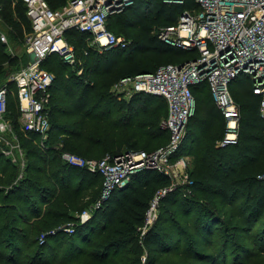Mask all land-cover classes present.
<instances>
[{
	"label": "trees",
	"instance_id": "16d2710c",
	"mask_svg": "<svg viewBox=\"0 0 264 264\" xmlns=\"http://www.w3.org/2000/svg\"><path fill=\"white\" fill-rule=\"evenodd\" d=\"M47 1L58 9L67 0ZM13 3L0 0L10 42L0 40V82L19 69L17 49L25 48L31 31L25 4ZM197 6L194 0L182 4L135 0L121 11L135 31L126 48L98 52L90 45V34L69 31L67 39L75 46L78 65L72 67L57 55L42 63L55 75L45 147L36 134L21 129L16 86L9 84L13 93L7 116L18 127L26 165L18 178V164L0 151V264H229L223 256L230 243L240 250L230 264L264 259V120L260 97L245 76L230 84L241 119L238 142L226 147L218 144L226 119L208 83L192 86L197 105L178 154L193 157L189 170L193 183L185 185L190 192L178 187L161 200L158 219L143 235L139 228L154 194L170 185L167 175L142 169L95 208L103 176L62 159L64 151L101 159L128 150H154L169 141L170 132L162 126L168 107L164 97L138 93L127 101L118 99L111 88L124 76L195 58L196 49L173 47L159 38L158 30ZM107 25L116 34L109 18ZM156 60L170 61L153 66ZM87 210L91 217L80 221ZM255 226L261 228L253 230ZM231 227L245 232L252 246L231 240ZM144 254L148 259L142 263Z\"/></svg>",
	"mask_w": 264,
	"mask_h": 264
},
{
	"label": "built area",
	"instance_id": "2783aa9c",
	"mask_svg": "<svg viewBox=\"0 0 264 264\" xmlns=\"http://www.w3.org/2000/svg\"><path fill=\"white\" fill-rule=\"evenodd\" d=\"M22 1L31 23V31L25 39L30 61L0 83V144L6 145L2 152L15 163L18 159L14 149L19 145L12 142L16 136L7 116L9 95L13 93L9 84L16 86L21 129L27 134H36L39 145L45 147L51 128L50 88L55 75L42 67L43 61L50 55H57L72 67L78 65L75 46L67 39V33L72 30L90 34L99 51L126 48L130 43L108 28V18L112 12L135 2L68 0L61 8L53 9L47 0ZM194 1L198 4L196 8L185 9L177 22L161 27L158 36L173 47L196 49L197 56L182 63L160 65L154 71L124 76L111 88L118 99L127 101L138 93L164 97L169 113L162 126L170 132L169 141L151 151L128 150L101 159L85 158L68 151L62 153L65 162L103 176L104 196L116 187L128 184L133 174L142 169H155L170 178V185L157 190L150 202L144 224L139 228L142 235L158 218L157 208L167 194L178 187L190 192L185 185L193 183L189 171L192 156L178 152L195 109L193 85L208 83L215 103L226 119L225 133L218 143L220 147L236 144L239 139L241 107L230 91V84L237 77L245 76L252 81L253 92L260 97L259 114L264 120V0ZM164 2L182 4L185 0ZM0 40L8 43L1 26ZM10 52L13 53L11 48ZM21 162V165L25 164L24 160ZM100 202L101 199L95 208L102 204ZM80 217L86 221L91 213L83 211ZM66 230L73 231L71 228ZM40 239L43 241L44 235Z\"/></svg>",
	"mask_w": 264,
	"mask_h": 264
},
{
	"label": "rangeland",
	"instance_id": "374dc122",
	"mask_svg": "<svg viewBox=\"0 0 264 264\" xmlns=\"http://www.w3.org/2000/svg\"><path fill=\"white\" fill-rule=\"evenodd\" d=\"M14 2V1H13ZM68 2V0L65 2V3H67ZM16 3H17V0L13 3V6H15L16 5ZM64 3V4H65ZM64 4H62V5H58L57 7H59V8H61ZM123 10V9H122ZM122 10H118V11H115V12H112L111 14H110V16H109V23L110 24H114L115 25V31H116V34L117 35H119V36H121L122 38H124L125 39V41L126 42H128V43H131V42H133V39H134V36H135V31H133L134 30V28H131V27H129V25H128V22L127 21H125L126 20V18H125V16H123V15H121L123 12H121ZM118 12H120V13H118ZM114 13H118V15H114ZM115 17H117V19H114ZM4 22H3V19H2V17L0 16V26H1V28H2V30L4 31V33L6 34V36H7V38H8V45H10L9 43V37H8V35H7V33H6V31H5V28H4ZM30 32H27V34L26 35H28ZM24 45H25V48L24 49H22V48H20V49H17L18 51V54H19V61H18V68L20 69V68H22V67H24L26 64H28L29 63V61H30V54H29V52L27 51V45H26V41H25V43H24ZM90 45H92L94 48L96 47V46H94L93 45V43H92V41L90 42ZM94 50H96V51H98V52H100L99 50H97L96 48L94 49ZM93 56H95V53H93ZM167 61H170V60H156L155 61V63H154V65L153 66H156V65H158V64H160V63H163V62H167ZM195 96H196V98H197V93L195 94ZM168 105V104H167ZM196 105H197V100H195V109H196ZM195 109H194V112H193V115L195 114ZM168 113H169V106L167 107V116H168ZM192 115V116H193ZM166 116V117H167ZM15 123V122H14ZM14 123H13V127H14V131H15V138H14V141H12V142H14V144H16L17 145V147H18V145H19V147L20 148H22V143H21V140H20V135H19V130H18V127H16V124H15V126H14ZM0 145H2V144H0ZM3 146H6L5 144H3ZM1 147V146H0ZM19 147L18 148H15L14 149V151H15V156L17 157V159H18V168L20 169V171H19V176H18V178H21V176L23 175V170H24V168H25V165H26V155H25V152H22L20 149H19ZM159 148V147H158ZM22 150H23V148H22ZM147 151H151V150H147ZM192 159L191 160H193V157H191ZM22 160H24V162H25V164L24 165H21L22 164ZM191 164H192V161H191ZM17 178V179H18ZM103 188V187H102ZM112 192H110V194H111ZM109 194V195H110ZM108 195V196H109ZM108 196L106 195V196H104V193H103V189L101 190V202H100V204L101 203H103L104 201H106V199H108ZM161 204V203H160ZM159 204V206H158V208H157V211H156V213H157V215H159V212H160V210H161V205ZM179 204L180 203H178V206L177 207H179ZM174 209H176V207H174ZM88 212H92V211H88ZM178 212L176 211V214H177ZM82 214V213H81ZM81 214H80V216H81ZM177 215H179V214H177ZM227 216L228 215H225L224 217H225V219L227 220ZM158 219V218H157ZM156 219V220H157ZM83 219L80 217V221H82ZM234 222H236L235 220H234ZM155 223V222H154ZM232 223V222H231ZM234 225V224H233ZM223 224L222 223H220L219 222V224L217 225V229L218 230H220V229H222L223 227ZM259 228H261V227H259V226H255L254 227V229L253 230H257V229H259ZM231 229H232V227H231ZM217 230V231H218ZM252 232H254V231H252ZM246 233L245 232H242V231H239V230H237V229H232L231 231H230V239L231 240H236V241H238V240H241V241H243V244H246V245H248V246H252V243H251V241L250 240H247L246 238ZM245 239V240H244ZM188 240V239H187ZM185 244H184V247L186 246V244H187V241H186V238L184 237V241H183ZM233 242V241H232ZM55 243H56V241H55ZM216 244V243H215ZM198 246H200L199 244H198ZM205 246V245H204ZM219 246H220V248H222V246H221V243H219ZM31 250V249H30ZM29 250V251H30ZM208 252H210L211 250L210 249H208L207 250ZM240 250L239 249H237L232 243H230V245L228 246V250H227V253H228V255H226V254H224V256H223V258L225 259V257H228L227 258V261L229 262V264L232 262V260H235V257H236V254H238V252H239ZM239 254H240V252H239ZM171 257L173 258V259H178L179 257L177 256V255H171ZM147 259H148V255L147 254H144L143 255V258H142V263H144L145 261H147ZM184 260H186V261H188V259L187 258H184ZM254 259L253 260H251L250 262L252 263V264H264V259H258V260H255L254 262ZM189 262V261H188Z\"/></svg>",
	"mask_w": 264,
	"mask_h": 264
},
{
	"label": "crops",
	"instance_id": "0c3cea01",
	"mask_svg": "<svg viewBox=\"0 0 264 264\" xmlns=\"http://www.w3.org/2000/svg\"><path fill=\"white\" fill-rule=\"evenodd\" d=\"M11 48V47H10ZM12 50V49H11ZM18 53V52H17ZM5 81V80H4ZM3 81V82H4ZM0 83H2V82H0ZM1 147H0V151H1V153H3L2 152V148H3V146L2 145H0ZM23 151H24V149H23ZM25 152V151H24ZM4 155V154H3ZM5 156V155H4ZM8 160H10L12 163H15V162H13L9 157H7V156H5ZM15 164H17V163H15Z\"/></svg>",
	"mask_w": 264,
	"mask_h": 264
},
{
	"label": "water",
	"instance_id": "95a60500",
	"mask_svg": "<svg viewBox=\"0 0 264 264\" xmlns=\"http://www.w3.org/2000/svg\"><path fill=\"white\" fill-rule=\"evenodd\" d=\"M125 186V185H124ZM123 187V186H122Z\"/></svg>",
	"mask_w": 264,
	"mask_h": 264
}]
</instances>
